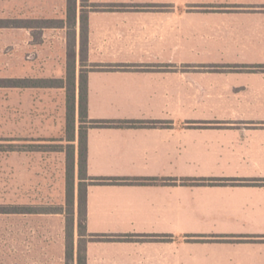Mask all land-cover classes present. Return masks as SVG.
Returning a JSON list of instances; mask_svg holds the SVG:
<instances>
[{
    "label": "crops",
    "instance_id": "1",
    "mask_svg": "<svg viewBox=\"0 0 264 264\" xmlns=\"http://www.w3.org/2000/svg\"><path fill=\"white\" fill-rule=\"evenodd\" d=\"M0 11V28L35 50L19 79H66V62L37 72L46 41L34 34L50 29L47 47L66 49L64 28L42 24L74 20L77 105L88 79L85 264H264V0H0ZM12 213L62 215L0 212ZM38 233L28 260L0 264H44ZM48 253L62 264L64 241Z\"/></svg>",
    "mask_w": 264,
    "mask_h": 264
},
{
    "label": "rangeland",
    "instance_id": "2",
    "mask_svg": "<svg viewBox=\"0 0 264 264\" xmlns=\"http://www.w3.org/2000/svg\"><path fill=\"white\" fill-rule=\"evenodd\" d=\"M7 19L12 26L17 23L18 17ZM73 24L72 17L42 24L64 28L59 35L67 37L66 49L47 47L54 38L50 29H40L34 34L35 41H46L41 49L42 60L37 62H41L37 65V72L44 74L50 63L59 62L62 66L66 62V87L69 85L67 77L70 67L73 68L77 57ZM28 36L21 33L18 27L0 28V84L6 78L19 77L34 68L35 50L24 48V41ZM80 55L81 61L85 60V48H81ZM25 56L27 64L25 60H21ZM62 56L66 59L62 60ZM68 93V88L26 91L0 86V207L34 205L37 209L58 210L62 213L61 217L0 214V262L17 263L28 260L25 250H28L27 246L30 249L34 247V239L28 236L34 232L35 227L40 231L37 237L41 250L40 256L36 257L38 261L49 264L50 247L59 241H64L66 255L68 245L73 255L70 261L65 255L62 264H76L77 246V261L80 256L84 257L83 243L86 239L82 236L86 232H80L78 207L74 204L73 216L71 203L73 197L76 200L80 184L83 183L75 156L73 171L72 151L75 145L73 140H69L76 127L81 128L82 122L78 111L75 127L69 124ZM30 146H36L40 150L32 151ZM27 238L32 242H25ZM30 254H33L32 251Z\"/></svg>",
    "mask_w": 264,
    "mask_h": 264
},
{
    "label": "trees",
    "instance_id": "3",
    "mask_svg": "<svg viewBox=\"0 0 264 264\" xmlns=\"http://www.w3.org/2000/svg\"><path fill=\"white\" fill-rule=\"evenodd\" d=\"M3 25V21L0 20V26ZM68 121L70 126L75 127V121H76V114L79 111L80 121L83 123L87 121L88 117V79L85 74H81L80 78V86H79V98H78V105H77V97H76V82H75V62L73 64V68L71 69L68 74ZM0 86H11V87H24V86H61L64 84L63 79H38V80H29V79H8L1 82ZM110 122V121H106ZM129 122H135L129 121ZM80 136H79V156H78V167H79V175L81 182L83 184H80L79 187V193H78V226L80 228V232L85 231L87 227V220H86V212H87V195H86V188H87V182L84 180L87 178V161H88V147H87V134L84 133L83 128L81 126L80 128ZM75 132V130H74ZM75 140V133L73 136L69 139ZM74 147V146H73ZM73 154V171L75 169V147L72 151ZM98 181L102 183L107 182H116L119 178H96ZM263 181L262 179H248V178H212L207 179L203 178L202 182L206 183H225V182H231V183H239V184H250L253 182ZM83 186V188H82ZM73 193H74V187H73ZM72 203V215L74 216V204L75 199L73 197ZM5 210V208L0 207V212L2 210ZM12 210V212H41V213H57L60 212L58 210H45V209H37V208H29V207H12L9 208ZM69 234V233H68ZM69 237V236H68ZM71 237V236H70ZM67 260L70 261L73 259V255L71 254V247L69 248L68 245V251H67ZM78 264H85V256L79 257Z\"/></svg>",
    "mask_w": 264,
    "mask_h": 264
}]
</instances>
